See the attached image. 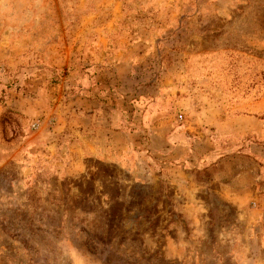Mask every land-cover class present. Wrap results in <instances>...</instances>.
I'll list each match as a JSON object with an SVG mask.
<instances>
[{"label": "rangeland", "instance_id": "rangeland-1", "mask_svg": "<svg viewBox=\"0 0 264 264\" xmlns=\"http://www.w3.org/2000/svg\"><path fill=\"white\" fill-rule=\"evenodd\" d=\"M84 65L110 95L184 93L190 132L224 138L212 121L264 119V0H0V149L42 110L54 120ZM42 166L21 176L22 162L0 159V264H264L253 206L221 194L211 169L182 187L94 159L71 178Z\"/></svg>", "mask_w": 264, "mask_h": 264}, {"label": "crops", "instance_id": "crops-1", "mask_svg": "<svg viewBox=\"0 0 264 264\" xmlns=\"http://www.w3.org/2000/svg\"><path fill=\"white\" fill-rule=\"evenodd\" d=\"M84 66L85 70L72 71V97L67 95L62 102L58 99L59 107L54 104L50 110L55 113L54 120L44 124L48 111L42 110V123L35 129L26 128L19 143L0 149V159L22 162L21 176H26L29 164L42 163L45 166L38 170L52 173V178H71L84 161L94 159L116 164L137 179L166 176L181 182L182 187L188 185L190 174L211 169L207 170L209 180L221 183V194L238 207L253 206L245 215L254 222L252 226L259 220L254 232L264 241V119L241 115L212 121L211 128L216 125L228 136L222 138L218 133L209 142L199 133L206 126L196 127L198 132L193 133L184 119L177 118L179 113L187 114L184 93L168 90L140 97V91L114 90L110 95L108 82L103 84L98 72ZM63 93L62 89V97ZM39 103L43 104L41 98ZM21 112L31 119L29 104L25 103ZM162 170L166 174H159ZM29 172L28 176L41 177L33 169ZM253 235L251 232L250 241H255ZM235 252L230 254L237 256Z\"/></svg>", "mask_w": 264, "mask_h": 264}, {"label": "built area", "instance_id": "built-area-1", "mask_svg": "<svg viewBox=\"0 0 264 264\" xmlns=\"http://www.w3.org/2000/svg\"><path fill=\"white\" fill-rule=\"evenodd\" d=\"M177 118H178L179 120H182V119H183V115H182V113H179V114L177 115ZM32 127H33V128L38 127V123L33 124Z\"/></svg>", "mask_w": 264, "mask_h": 264}]
</instances>
